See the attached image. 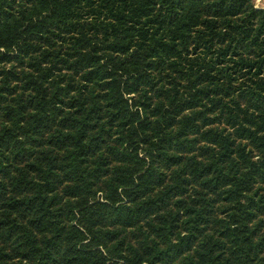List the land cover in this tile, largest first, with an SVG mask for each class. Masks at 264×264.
Masks as SVG:
<instances>
[{
  "label": "trees",
  "instance_id": "obj_1",
  "mask_svg": "<svg viewBox=\"0 0 264 264\" xmlns=\"http://www.w3.org/2000/svg\"><path fill=\"white\" fill-rule=\"evenodd\" d=\"M0 264H264V8L0 0Z\"/></svg>",
  "mask_w": 264,
  "mask_h": 264
},
{
  "label": "rangeland",
  "instance_id": "obj_2",
  "mask_svg": "<svg viewBox=\"0 0 264 264\" xmlns=\"http://www.w3.org/2000/svg\"><path fill=\"white\" fill-rule=\"evenodd\" d=\"M257 8H264V0H254Z\"/></svg>",
  "mask_w": 264,
  "mask_h": 264
}]
</instances>
